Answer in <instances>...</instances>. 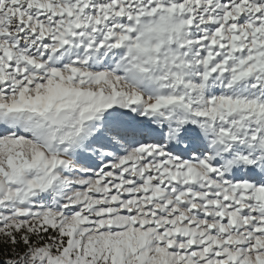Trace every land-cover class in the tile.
I'll return each instance as SVG.
<instances>
[{
  "label": "snow or ice",
  "instance_id": "1",
  "mask_svg": "<svg viewBox=\"0 0 264 264\" xmlns=\"http://www.w3.org/2000/svg\"><path fill=\"white\" fill-rule=\"evenodd\" d=\"M0 264H264V0H0Z\"/></svg>",
  "mask_w": 264,
  "mask_h": 264
}]
</instances>
